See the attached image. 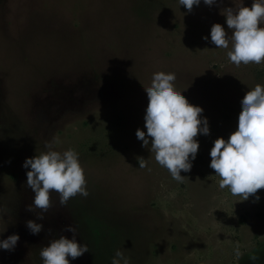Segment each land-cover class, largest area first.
I'll use <instances>...</instances> for the list:
<instances>
[{
    "label": "rangeland",
    "instance_id": "rangeland-1",
    "mask_svg": "<svg viewBox=\"0 0 264 264\" xmlns=\"http://www.w3.org/2000/svg\"><path fill=\"white\" fill-rule=\"evenodd\" d=\"M240 3L201 2L189 13L177 0H0V240L19 235L0 264H42L41 247L71 238L69 225L89 250L70 264H110L118 249L131 264H264V188L258 202L241 201L209 167L213 141L237 127L244 94L264 85V62L237 67L210 41L214 23L231 35L221 13ZM157 71L174 72L177 90L208 120L183 183L135 136L146 131L144 88ZM45 143L79 154L89 195L61 205L50 190L38 219L22 164Z\"/></svg>",
    "mask_w": 264,
    "mask_h": 264
},
{
    "label": "clouds",
    "instance_id": "clouds-1",
    "mask_svg": "<svg viewBox=\"0 0 264 264\" xmlns=\"http://www.w3.org/2000/svg\"><path fill=\"white\" fill-rule=\"evenodd\" d=\"M201 2L212 6L217 0H177L189 13ZM221 14L231 35L221 24L214 23L210 28L211 43L216 48L228 49L227 57L237 67L264 62V0H252L250 7L243 6L241 0L239 6L226 8ZM175 81L174 72L153 73L150 86L144 88L148 100L143 116L146 131L138 128L135 136L142 141V147H148L151 142L149 151L154 153L156 163L174 181L183 183L185 176L181 172H190L198 152L199 141L195 137L208 135L210 129L207 117L202 115L203 109L189 103L182 91L177 90ZM240 107L235 131L227 139L218 137L213 141L209 167L220 178V189L227 188L241 201L253 195L258 202L260 197L255 194L264 188V85L256 84L248 90L240 100ZM44 148L46 151L25 158L22 164L30 169L26 172V184L34 192V199L29 210L40 209L38 219H43L42 213L50 207V190L59 194L61 205L77 194L89 195L79 154L72 148L56 151L53 143H45ZM137 160L139 168H147L146 159ZM26 227L33 235L42 230V225L33 220H28ZM66 231L73 234L71 238L61 235L41 247L42 264H70V260L89 251L86 243L77 242V227L69 225ZM18 240V234L0 240V250H13ZM236 256H240L239 250ZM110 264H131V259L118 249Z\"/></svg>",
    "mask_w": 264,
    "mask_h": 264
}]
</instances>
